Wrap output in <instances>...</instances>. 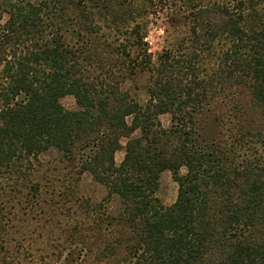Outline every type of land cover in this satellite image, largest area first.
Returning a JSON list of instances; mask_svg holds the SVG:
<instances>
[{
	"label": "trees",
	"instance_id": "1",
	"mask_svg": "<svg viewBox=\"0 0 264 264\" xmlns=\"http://www.w3.org/2000/svg\"><path fill=\"white\" fill-rule=\"evenodd\" d=\"M52 151L78 219L61 264H264V0H0V178L34 207Z\"/></svg>",
	"mask_w": 264,
	"mask_h": 264
},
{
	"label": "rangeland",
	"instance_id": "2",
	"mask_svg": "<svg viewBox=\"0 0 264 264\" xmlns=\"http://www.w3.org/2000/svg\"><path fill=\"white\" fill-rule=\"evenodd\" d=\"M162 36L160 27H154L150 31L148 40L153 50L161 48ZM137 81L127 83L126 87L144 102L147 97L141 86L145 84V80ZM135 85H139V88L136 89ZM61 103L67 110H78L72 96L62 98ZM217 109L216 107L211 114H216ZM160 119L165 127L169 126V115ZM123 157L124 151H119L116 154L117 163ZM61 161V154L52 151L34 162L35 169L31 179L33 182L39 181L42 193H45L41 194L36 207L32 205L35 192L28 187L30 181H22L15 176L0 178V264H61L60 261L64 259L68 250L61 252L57 245L65 240L64 229L72 226L78 219L72 211L67 210L66 207L70 204L67 197L60 194L65 187L71 185L67 171L62 170ZM182 173L185 171L182 170ZM80 185L78 196L85 195L94 202L101 200L106 194L105 188L92 181L89 175L83 176ZM177 194L178 184L172 173L165 171L161 175L157 194L160 201L163 205L170 206L175 202ZM42 199H45L46 204L40 203Z\"/></svg>",
	"mask_w": 264,
	"mask_h": 264
}]
</instances>
